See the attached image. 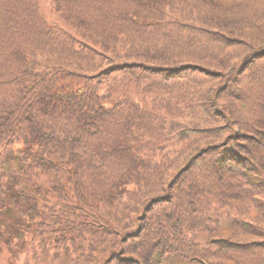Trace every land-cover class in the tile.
Instances as JSON below:
<instances>
[{
  "label": "trees",
  "instance_id": "obj_1",
  "mask_svg": "<svg viewBox=\"0 0 264 264\" xmlns=\"http://www.w3.org/2000/svg\"><path fill=\"white\" fill-rule=\"evenodd\" d=\"M56 259L264 264V0H0V264Z\"/></svg>",
  "mask_w": 264,
  "mask_h": 264
},
{
  "label": "rangeland",
  "instance_id": "obj_2",
  "mask_svg": "<svg viewBox=\"0 0 264 264\" xmlns=\"http://www.w3.org/2000/svg\"><path fill=\"white\" fill-rule=\"evenodd\" d=\"M80 80H83L82 78H79ZM54 261H56L54 264H58V260L56 259V260H54Z\"/></svg>",
  "mask_w": 264,
  "mask_h": 264
}]
</instances>
